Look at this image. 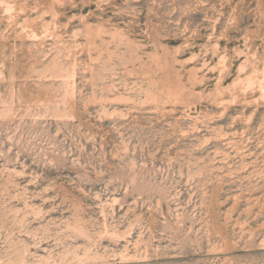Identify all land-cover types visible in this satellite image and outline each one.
Returning a JSON list of instances; mask_svg holds the SVG:
<instances>
[{
    "label": "rangeland",
    "instance_id": "rangeland-1",
    "mask_svg": "<svg viewBox=\"0 0 264 264\" xmlns=\"http://www.w3.org/2000/svg\"><path fill=\"white\" fill-rule=\"evenodd\" d=\"M0 264H264V0H0Z\"/></svg>",
    "mask_w": 264,
    "mask_h": 264
}]
</instances>
